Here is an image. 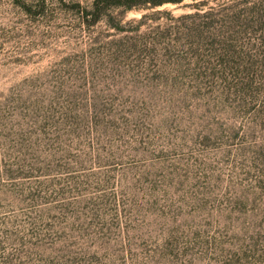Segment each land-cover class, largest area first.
<instances>
[{
	"label": "rangeland",
	"instance_id": "374dc122",
	"mask_svg": "<svg viewBox=\"0 0 264 264\" xmlns=\"http://www.w3.org/2000/svg\"><path fill=\"white\" fill-rule=\"evenodd\" d=\"M116 1L0 0V264H264V0Z\"/></svg>",
	"mask_w": 264,
	"mask_h": 264
},
{
	"label": "trees",
	"instance_id": "16d2710c",
	"mask_svg": "<svg viewBox=\"0 0 264 264\" xmlns=\"http://www.w3.org/2000/svg\"><path fill=\"white\" fill-rule=\"evenodd\" d=\"M180 0H156V1H151V0H117L115 3L116 6H123L125 9H131L135 6H138L139 4H150L152 6H156L158 4H163L165 2H178Z\"/></svg>",
	"mask_w": 264,
	"mask_h": 264
}]
</instances>
